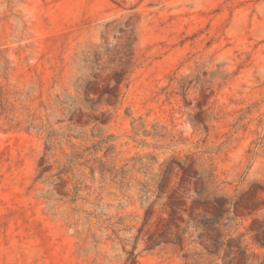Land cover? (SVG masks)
Masks as SVG:
<instances>
[{
  "label": "rangeland",
  "instance_id": "obj_1",
  "mask_svg": "<svg viewBox=\"0 0 264 264\" xmlns=\"http://www.w3.org/2000/svg\"><path fill=\"white\" fill-rule=\"evenodd\" d=\"M0 264H264V0H0Z\"/></svg>",
  "mask_w": 264,
  "mask_h": 264
}]
</instances>
